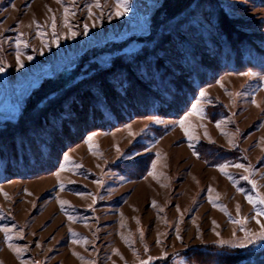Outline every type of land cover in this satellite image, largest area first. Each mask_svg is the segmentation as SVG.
Segmentation results:
<instances>
[{
	"label": "rangeland",
	"instance_id": "obj_1",
	"mask_svg": "<svg viewBox=\"0 0 264 264\" xmlns=\"http://www.w3.org/2000/svg\"><path fill=\"white\" fill-rule=\"evenodd\" d=\"M115 62L141 83L154 81L136 62L177 80L189 106L108 126L94 77ZM0 68V264L264 249V0H0ZM74 72L70 90L26 107ZM103 78L114 102L122 85Z\"/></svg>",
	"mask_w": 264,
	"mask_h": 264
},
{
	"label": "trees",
	"instance_id": "obj_2",
	"mask_svg": "<svg viewBox=\"0 0 264 264\" xmlns=\"http://www.w3.org/2000/svg\"><path fill=\"white\" fill-rule=\"evenodd\" d=\"M114 65L116 67L104 71L102 73L103 76L100 73L96 74L94 77L95 82L98 81V85L101 86L102 95H105L104 100L108 101L105 102V104L107 105V113H103L105 114V117L109 118L108 120L110 121V124L108 126H114L118 123V121H120L121 123V120L127 121L129 119L142 116L155 115L168 118H177L182 113H184L187 107L189 106V88L184 87L183 84H177V80L168 77V75L166 76V74L162 73L160 75L158 74L157 78H154L153 75H147V73L145 72L144 67L146 65L141 62H136L132 64L133 67H131L130 69L133 71L134 68L138 72H141L143 78H145L146 80H148L146 77H149V79L150 77H152L154 81L141 83L137 80L136 77L132 76L131 73L130 75L128 74L127 70L125 69V65L117 62H115ZM121 65H123V67H121ZM150 66H152V64ZM106 75H108L109 78L111 77L118 79L119 84L122 85L121 88L124 91L122 92V90H115L113 94H116V97L112 98L114 102L109 101L111 97L107 94V88L104 87L103 84V77H105ZM77 76L78 74L75 72L66 76H62L60 79L57 80L58 84H54L53 86H51L49 91L43 94L41 93V90H39V88L36 89V92L38 91V93L36 94V96H32V98H28V105H26V107L30 108L32 101H39L40 99L44 98H47V100H52L56 96L60 95L62 92L70 90L72 86L76 85V82L74 81ZM130 76L134 77L135 80ZM155 80L158 81V83L155 82ZM155 83L158 85L156 91L151 90L149 88L151 87V85L155 86ZM74 99L75 102L79 101L81 103L80 100L76 98ZM80 105H78L77 108L74 109V111H78V109L81 107ZM52 107L53 106L49 108ZM68 110L72 111L71 108H68ZM31 111L32 109H30L26 114L23 113L22 118L19 122L25 120ZM47 112H49L50 116H53L50 110H48ZM65 112H67V108L64 109L62 114H66ZM85 113L87 114L85 116L89 117L85 118V125H93L98 128L101 127V119H103L101 114L98 115L97 112L92 110L85 111ZM42 115H44V112L40 116ZM42 121L43 118L40 117L34 122V126L36 123L40 124ZM27 129L28 128H26L25 130H19L18 134L23 135V133L28 132L29 129ZM200 253L202 261H199V264H264V249L259 248L251 249L249 247L244 249H227L210 246L201 251Z\"/></svg>",
	"mask_w": 264,
	"mask_h": 264
},
{
	"label": "snow or ice",
	"instance_id": "obj_3",
	"mask_svg": "<svg viewBox=\"0 0 264 264\" xmlns=\"http://www.w3.org/2000/svg\"><path fill=\"white\" fill-rule=\"evenodd\" d=\"M2 70H3V69L0 68V71H2ZM201 95L203 96V95H206V94L202 92ZM237 167H239V166H237ZM244 178L247 179V177H244ZM259 202H260L261 204H264V199H261ZM261 235H264V232H262ZM142 264H143V262H142Z\"/></svg>",
	"mask_w": 264,
	"mask_h": 264
}]
</instances>
